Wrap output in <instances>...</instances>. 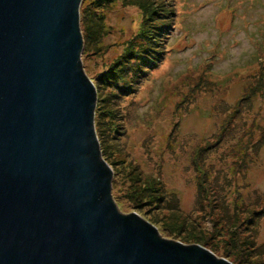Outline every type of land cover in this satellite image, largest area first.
Listing matches in <instances>:
<instances>
[{
	"label": "water",
	"instance_id": "water-1",
	"mask_svg": "<svg viewBox=\"0 0 264 264\" xmlns=\"http://www.w3.org/2000/svg\"><path fill=\"white\" fill-rule=\"evenodd\" d=\"M96 2L0 0V264H264L217 193L111 98Z\"/></svg>",
	"mask_w": 264,
	"mask_h": 264
},
{
	"label": "rangeland",
	"instance_id": "rangeland-1",
	"mask_svg": "<svg viewBox=\"0 0 264 264\" xmlns=\"http://www.w3.org/2000/svg\"><path fill=\"white\" fill-rule=\"evenodd\" d=\"M164 5L179 11L165 59L123 98L264 246V0H97L96 55L117 81L133 83L128 54L151 49Z\"/></svg>",
	"mask_w": 264,
	"mask_h": 264
},
{
	"label": "trees",
	"instance_id": "trees-1",
	"mask_svg": "<svg viewBox=\"0 0 264 264\" xmlns=\"http://www.w3.org/2000/svg\"><path fill=\"white\" fill-rule=\"evenodd\" d=\"M160 11H161L160 13L161 26L159 27L157 32L155 31L154 34L152 35V37L156 42H151V49L147 52V54H145L144 52H140L139 54L136 53L137 56L134 55L136 57V59H134L135 60L134 63L137 61L135 66L137 70L134 69L135 75H134L133 83L126 85L123 82L117 81L116 70L110 74L109 88L112 91L111 98H113V100L118 98L115 97L116 91H118V93L121 94V97H129L132 94H134L137 91L139 85L145 80V78L149 77L152 74V71H154L161 64V62L164 61L165 59L164 42L168 39L167 37L169 35L168 31L173 28L174 19L179 11L175 12V9H171V6L169 5L168 8H165L164 5L162 10ZM130 50L131 49L129 48L128 51ZM138 50L139 49L136 48L135 46L133 48V51L130 52L128 55H132L134 52ZM122 92H124L123 93L124 95H122ZM225 105L227 108L231 110L234 108V104L229 103L227 100ZM113 128L115 129V127Z\"/></svg>",
	"mask_w": 264,
	"mask_h": 264
},
{
	"label": "bare ground",
	"instance_id": "bare-ground-1",
	"mask_svg": "<svg viewBox=\"0 0 264 264\" xmlns=\"http://www.w3.org/2000/svg\"><path fill=\"white\" fill-rule=\"evenodd\" d=\"M144 51H145L144 49H143V50H140V49H139L138 51H136V53L139 54L140 52H144Z\"/></svg>",
	"mask_w": 264,
	"mask_h": 264
}]
</instances>
